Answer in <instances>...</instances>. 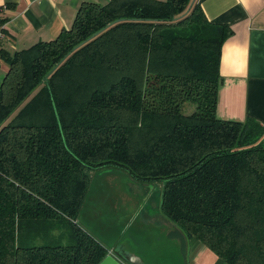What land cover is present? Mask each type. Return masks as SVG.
Wrapping results in <instances>:
<instances>
[{"label":"trees","instance_id":"obj_1","mask_svg":"<svg viewBox=\"0 0 264 264\" xmlns=\"http://www.w3.org/2000/svg\"><path fill=\"white\" fill-rule=\"evenodd\" d=\"M191 2L83 3L57 38L6 59L0 264H99L108 252L77 218L107 168L162 185L180 246L264 264V127L216 117L232 32Z\"/></svg>","mask_w":264,"mask_h":264},{"label":"crops","instance_id":"obj_2","mask_svg":"<svg viewBox=\"0 0 264 264\" xmlns=\"http://www.w3.org/2000/svg\"><path fill=\"white\" fill-rule=\"evenodd\" d=\"M109 1L0 0V18L6 19L5 38L0 46V82L6 74L9 56L57 38L71 27L83 3L105 5ZM195 2L209 23L225 25L232 32L221 48L216 117L236 122L252 118L264 127V0ZM131 184L136 188L140 185L134 181ZM143 210L142 206L138 209L148 224L168 227L167 237L173 239V225L160 215L161 219L150 220ZM180 247L185 252L186 264H225L195 238L183 241Z\"/></svg>","mask_w":264,"mask_h":264},{"label":"rangeland","instance_id":"obj_3","mask_svg":"<svg viewBox=\"0 0 264 264\" xmlns=\"http://www.w3.org/2000/svg\"><path fill=\"white\" fill-rule=\"evenodd\" d=\"M94 174L91 173V177ZM106 175L109 174H95L94 180L92 177V185L87 193L85 206L80 214L81 218L83 216V219L92 224L96 232L99 231L98 237L106 241L109 246L114 247L116 244L123 242L125 244L128 241L137 246L140 238L148 244L151 233L148 235L146 231L138 227L141 223L148 224V222L142 218L138 209L142 206L143 212L148 214L147 217L150 220L161 219L159 206L162 185L157 182L140 184L136 188L129 181L127 174H117V177L111 180L102 179ZM83 219H80L79 225L86 230L85 226L90 225ZM83 222L86 224L84 225ZM156 243L159 244V241L155 240V245ZM165 256L168 257L170 264H185L186 262V256L182 255L178 247L175 257L170 253H164L160 259H164Z\"/></svg>","mask_w":264,"mask_h":264},{"label":"water","instance_id":"obj_4","mask_svg":"<svg viewBox=\"0 0 264 264\" xmlns=\"http://www.w3.org/2000/svg\"><path fill=\"white\" fill-rule=\"evenodd\" d=\"M194 2H195V0H192L189 9L192 7ZM82 44L83 43L78 45V47L81 46ZM54 69L55 68H53L52 71ZM46 79H47V77L44 78V81H46ZM99 173L101 175L109 174V175H106V177H102V179L107 178L108 180L109 179L111 180L112 178L117 177V174L118 175L119 174H126L125 172L114 169V168H107V169H103V170L95 172V174H99ZM94 175L92 176L93 180H94ZM128 179L131 183H133V180L130 177H128ZM104 180L102 181L103 183L105 182ZM102 182H100V183H102ZM91 185H92V183L90 184V186ZM86 199H85V202H86ZM85 202H84L82 209L85 206ZM82 209H81V211H82ZM81 211H80V214H81ZM80 214L77 218L78 224H80V221H81L80 219L84 218L83 216L81 218ZM83 220L88 225H90V226H85L86 230L88 229L87 230L88 233H90L96 240H98L106 248V250L108 252L106 257L99 264H170V262L168 261V257L165 256L164 259L163 258H162V260L160 259L162 257V254L170 253V254H172L173 257H175L177 255V247H178V249L181 250L180 245L176 239H169L167 237L168 227H166V226L156 227V226H153L150 224L141 223V225L138 227H140L141 229L146 231V233L148 235L151 233L150 234V242L148 244H145L143 242V240L140 238V240H138L139 243L137 244V246H135L132 242L128 241L127 243L125 242V244L123 242L121 244H116L114 247H112V246H109L106 241H104L98 237L99 231L96 232L97 230L94 229L92 224H89V222L86 221L85 219H83ZM86 223H84V225ZM155 240L159 241V244L156 243V245H155ZM156 247H157V249H155ZM181 253H182V251H181ZM185 264H186V262H185Z\"/></svg>","mask_w":264,"mask_h":264},{"label":"built area","instance_id":"obj_5","mask_svg":"<svg viewBox=\"0 0 264 264\" xmlns=\"http://www.w3.org/2000/svg\"><path fill=\"white\" fill-rule=\"evenodd\" d=\"M4 32H3V26H0V46L2 45L4 41Z\"/></svg>","mask_w":264,"mask_h":264}]
</instances>
